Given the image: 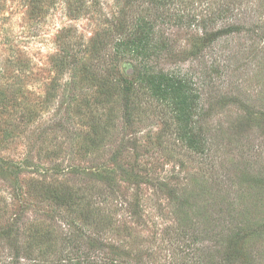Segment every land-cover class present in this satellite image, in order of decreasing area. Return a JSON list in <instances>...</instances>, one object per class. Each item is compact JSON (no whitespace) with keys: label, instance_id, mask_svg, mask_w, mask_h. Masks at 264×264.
I'll use <instances>...</instances> for the list:
<instances>
[{"label":"rangeland","instance_id":"1","mask_svg":"<svg viewBox=\"0 0 264 264\" xmlns=\"http://www.w3.org/2000/svg\"><path fill=\"white\" fill-rule=\"evenodd\" d=\"M140 18L161 47L149 66L185 77L205 110L202 153L134 81L139 59L117 51ZM262 187L264 0H0V264L13 254L8 227L35 259L37 235L57 248L74 232L97 264H179L183 189L207 202L200 223L183 226L191 237L210 215L214 228L232 214L264 223ZM252 238L264 264V233Z\"/></svg>","mask_w":264,"mask_h":264},{"label":"trees","instance_id":"2","mask_svg":"<svg viewBox=\"0 0 264 264\" xmlns=\"http://www.w3.org/2000/svg\"><path fill=\"white\" fill-rule=\"evenodd\" d=\"M169 1L152 0L154 4L162 8H165ZM181 18L182 16L179 15V21H181ZM119 27L122 28L123 24L120 23ZM134 27L135 34L131 38H119L116 41L117 51L123 55H131L135 59H139L140 64L134 66V81L146 88V93L150 98L154 99L160 106L167 108L168 116L173 120L174 129L181 142L191 151L204 152L207 132H204V127L201 124L206 119V113L203 107L196 103L198 95H194L185 77L178 75V73L170 74L163 70L154 71L149 66V62L157 59L161 54V47L154 42L155 33L152 23L140 18L134 24ZM235 29L236 26L230 25L223 29L224 31L204 32L202 40L211 43L216 36L231 33ZM97 175L103 179L100 174ZM248 178V181H251L255 186L258 182L260 183L258 175H249ZM104 180L106 181L104 191L107 188L111 189V178H104ZM262 188L264 189V187ZM262 194L264 195V190ZM206 203L198 202L196 198L190 196V190L183 189L182 193L179 194L178 204L181 213H183L180 217L182 222L177 229L172 231L174 233L175 250L179 249V253L183 255V260L179 264H262L253 250L247 247L246 243L250 238L252 241L253 236L264 233V223H261V225L257 223L245 224L244 220H238L235 224L237 219H234L232 214L228 218L217 219L218 228H214L208 227L216 224L214 216L210 215L202 225L201 231L191 233L192 235L189 237L190 233H186L183 226H195L200 223L198 220L204 216ZM214 211L218 214L222 213L218 208ZM197 215L198 218L196 219ZM101 219L99 218V220ZM212 221H214L213 224ZM1 233L4 234L1 238L7 241L9 248L13 251L9 259L2 264H26L23 263L22 257L26 258L27 261H31L29 264H97L90 253V248L93 245L82 249L79 243L82 235L78 233L70 232L65 236L64 243L58 245L57 248H54L56 246L53 247L49 241L46 243V238H48L46 232L37 235L36 238H33L34 233L32 241L38 248L39 256L43 257L39 259L32 257V245L21 244V238H19L16 231L8 227V230ZM255 241L256 239L252 241V244H255ZM197 245L207 248L205 251L206 256H201L199 250L195 251L201 249ZM20 251H23V255ZM102 254L105 253L102 252ZM51 255H55L53 259L41 262L45 256L49 257ZM107 262L112 264V262ZM141 262V258H136L133 262L127 261L121 264H139Z\"/></svg>","mask_w":264,"mask_h":264}]
</instances>
